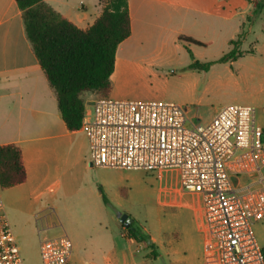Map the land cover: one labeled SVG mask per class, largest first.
Wrapping results in <instances>:
<instances>
[{
	"label": "crops",
	"instance_id": "0c3cea01",
	"mask_svg": "<svg viewBox=\"0 0 264 264\" xmlns=\"http://www.w3.org/2000/svg\"><path fill=\"white\" fill-rule=\"evenodd\" d=\"M44 2L84 30L102 13L100 0ZM128 3L131 35L117 49L115 68L110 78L112 89L108 98L113 97L115 100H126L122 86L130 71L156 75L154 68L158 60L153 52L147 51L150 40L172 35L177 42V49L185 50L180 38H190L207 45V41L203 40L208 36L190 32L184 27L187 24L196 25L195 28L211 27V34L215 28L213 37L220 35L219 24H225L230 27L226 37H223L229 52L232 50L231 42L237 40L248 25L249 33L254 30L249 19L254 13L256 2L128 0ZM256 22H262V13L254 20ZM244 42L245 39L240 46L242 56L239 58L244 56ZM161 45L158 43V46ZM253 49L256 51L255 46ZM190 64L175 70L177 72L171 76L195 89L201 88L205 82L202 74L206 72L187 70ZM90 96L96 98L87 95V110V103L92 101L89 100ZM216 114L213 112L206 123ZM5 145H15L21 149L27 175L21 185L2 191L6 213L22 255L24 248H36L39 253L42 239L66 235L73 241L74 247L69 264H137V252L147 249V244L129 238L126 228L122 231L120 217L123 212H119V219L115 220L114 213L110 211L111 208L122 211L133 200L135 177L129 175L132 173L130 171L95 169L91 166L87 135L82 130H68L59 111L56 94L27 38L23 13L16 0H0V146ZM157 178L159 203L191 209L197 220L198 232L201 233L203 215L199 197L182 191L178 176L173 171L157 174ZM104 199L108 200L109 205ZM86 229L106 239L107 246L101 249L103 255L100 262L94 263L91 249L85 253L84 244L87 240H84L83 245L80 242ZM145 232L157 247L155 239ZM83 247L85 254L80 252Z\"/></svg>",
	"mask_w": 264,
	"mask_h": 264
},
{
	"label": "built area",
	"instance_id": "2783aa9c",
	"mask_svg": "<svg viewBox=\"0 0 264 264\" xmlns=\"http://www.w3.org/2000/svg\"><path fill=\"white\" fill-rule=\"evenodd\" d=\"M81 130L93 167L177 174L182 191L199 197L206 264H264L255 225L264 220V128L255 110L222 107L206 124L165 102L97 98ZM0 184V264H26L6 213ZM64 235L39 243L41 264H69Z\"/></svg>",
	"mask_w": 264,
	"mask_h": 264
},
{
	"label": "rangeland",
	"instance_id": "374dc122",
	"mask_svg": "<svg viewBox=\"0 0 264 264\" xmlns=\"http://www.w3.org/2000/svg\"><path fill=\"white\" fill-rule=\"evenodd\" d=\"M219 26L221 28L218 37L212 36L215 28L211 34V27L205 29L195 28L196 25L190 24L184 26L194 34H208L203 40L207 41V45L202 43L204 47L180 43L185 50H179L173 36L168 34L161 39L150 40L147 51L153 52L158 60L154 68L156 75L136 70L130 71L122 86V90L126 93V100L165 101L179 104L188 111L189 125L205 124L213 112L217 113L222 107L229 104H240L254 109L256 126L264 128V11L262 12V22H252L253 32L249 33V25L244 32L245 42L242 47L244 56L231 64L213 65L210 72L202 74L205 82L203 85L201 84V88L195 89L186 85L184 81L171 76L177 72L175 70L192 62L188 50L193 54V58L201 63L216 61L228 52L229 46L223 42V37H226L230 27L225 24H219ZM158 43H162V45L158 46ZM254 46L256 51L253 49ZM95 99L92 96L89 98L90 101L92 100L91 102ZM91 102L87 103L86 114L89 116L92 111ZM130 172L132 173L129 175L135 177L133 178L135 180L133 200L122 211L113 208L110 211L114 213L115 220L119 219L121 212H123L122 215L126 214L131 217L134 220V228L147 231L155 239L159 249L157 258L150 254L151 250L148 247V250H139L136 254V263L204 264V237L198 232L194 212L188 208L168 207L159 203L157 194L159 181L156 173ZM140 172L144 175H139L142 174ZM261 224L262 229L260 228ZM120 226L124 231L125 226L122 223ZM116 229L118 232L117 223ZM254 229L256 238L264 250V220L255 225ZM95 235L92 230L86 229L80 242L83 245L84 240H87L84 244L86 246L85 253L91 249L94 263H97L102 261L103 250L101 249H104L107 244L103 235L99 233H95ZM23 250L26 264H41L36 248H24ZM80 252L85 254L84 247ZM112 264L118 263L112 262Z\"/></svg>",
	"mask_w": 264,
	"mask_h": 264
},
{
	"label": "trees",
	"instance_id": "16d2710c",
	"mask_svg": "<svg viewBox=\"0 0 264 264\" xmlns=\"http://www.w3.org/2000/svg\"><path fill=\"white\" fill-rule=\"evenodd\" d=\"M45 0H16L23 13L27 38L34 54L57 97L58 108L68 130L80 131L83 124L88 94L108 98L115 68L116 52L131 35L128 0H100L101 15L88 29H80L49 8ZM256 2L249 22L264 11V0ZM245 33L231 42L232 50L212 62L192 59L187 70L208 72L215 64H226L242 56L240 46ZM184 44L204 45L190 38H180ZM22 151L15 145L0 146V184L2 189L21 185L26 181ZM109 205L108 200L104 199ZM126 228V235L138 243H146L154 258L157 247L141 229ZM138 232V234H137Z\"/></svg>",
	"mask_w": 264,
	"mask_h": 264
},
{
	"label": "water",
	"instance_id": "95a60500",
	"mask_svg": "<svg viewBox=\"0 0 264 264\" xmlns=\"http://www.w3.org/2000/svg\"><path fill=\"white\" fill-rule=\"evenodd\" d=\"M120 222L125 226V228H127V229L130 228L132 231H136V229L133 226L134 220L131 217H129L128 215H126V214L122 215L120 217ZM137 234H138V232H137Z\"/></svg>",
	"mask_w": 264,
	"mask_h": 264
}]
</instances>
